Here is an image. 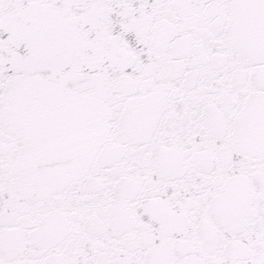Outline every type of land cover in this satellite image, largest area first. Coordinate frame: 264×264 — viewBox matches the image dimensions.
Listing matches in <instances>:
<instances>
[{
	"label": "water",
	"instance_id": "1",
	"mask_svg": "<svg viewBox=\"0 0 264 264\" xmlns=\"http://www.w3.org/2000/svg\"><path fill=\"white\" fill-rule=\"evenodd\" d=\"M0 264H264V0H0Z\"/></svg>",
	"mask_w": 264,
	"mask_h": 264
}]
</instances>
